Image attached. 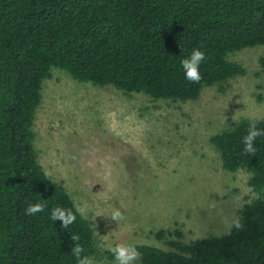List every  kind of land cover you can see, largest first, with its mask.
<instances>
[{"label":"trees","instance_id":"16d2710c","mask_svg":"<svg viewBox=\"0 0 264 264\" xmlns=\"http://www.w3.org/2000/svg\"><path fill=\"white\" fill-rule=\"evenodd\" d=\"M256 46H264V0H0V264H77L76 244L82 256L96 253L92 225L47 176L33 145L52 68L126 95L191 101L244 75L228 54ZM195 49L205 54L198 83L185 79L181 63ZM251 123L264 130V119L242 121L210 140L224 170H246L249 185L262 192L241 211L242 229L190 244L173 240V250L137 245V264H264V136L254 141L255 154H246ZM37 203L44 211L26 214ZM56 207L70 209L75 222L63 228L52 220Z\"/></svg>","mask_w":264,"mask_h":264},{"label":"rangeland","instance_id":"374dc122","mask_svg":"<svg viewBox=\"0 0 264 264\" xmlns=\"http://www.w3.org/2000/svg\"><path fill=\"white\" fill-rule=\"evenodd\" d=\"M263 57L264 46L229 53L244 75L176 102L126 95L51 69L33 145L47 176L85 209L95 232L93 264H117L109 249L121 243L173 250V240L223 236L261 198L250 173L224 170L210 140L242 121L264 119ZM115 210L123 214L119 222L111 220Z\"/></svg>","mask_w":264,"mask_h":264},{"label":"clouds","instance_id":"9594fccd","mask_svg":"<svg viewBox=\"0 0 264 264\" xmlns=\"http://www.w3.org/2000/svg\"><path fill=\"white\" fill-rule=\"evenodd\" d=\"M205 60V54L199 49L193 50L191 56L187 59L182 60V67L185 73V79L198 83L202 77L200 73V64ZM239 112V111H238ZM236 112V114L238 113ZM233 117V120L236 121L237 116ZM264 136V130H260L256 127L255 123H251L248 128V134L244 137L243 143L245 145L244 152L246 154H255L254 141L258 138ZM44 204L37 203L33 205H29L26 209V214L35 215L36 213L44 211ZM77 211L85 216L84 208H77ZM123 214L119 210H115L111 214V220L119 222L122 220ZM51 219L54 221H61L62 227L67 228L69 225L73 224L76 220V215L69 209H63L60 207H56L51 212ZM237 230L242 229L243 225L240 223L239 219H235L232 224ZM71 239L73 241L79 240L78 236L72 235ZM117 264H133L134 261L140 258V253L137 251L136 247L133 245L126 244H117L115 247H110L109 249ZM84 249L81 245L76 244V246L72 249V254L77 259V264H93V260L84 255L82 256Z\"/></svg>","mask_w":264,"mask_h":264}]
</instances>
